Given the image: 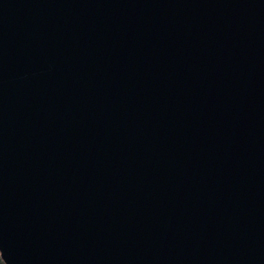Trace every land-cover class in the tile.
Here are the masks:
<instances>
[{
    "label": "water",
    "instance_id": "1",
    "mask_svg": "<svg viewBox=\"0 0 264 264\" xmlns=\"http://www.w3.org/2000/svg\"><path fill=\"white\" fill-rule=\"evenodd\" d=\"M4 264H264V0H0Z\"/></svg>",
    "mask_w": 264,
    "mask_h": 264
},
{
    "label": "trees",
    "instance_id": "2",
    "mask_svg": "<svg viewBox=\"0 0 264 264\" xmlns=\"http://www.w3.org/2000/svg\"><path fill=\"white\" fill-rule=\"evenodd\" d=\"M0 264H4V262H3V260H2V258L0 257Z\"/></svg>",
    "mask_w": 264,
    "mask_h": 264
}]
</instances>
